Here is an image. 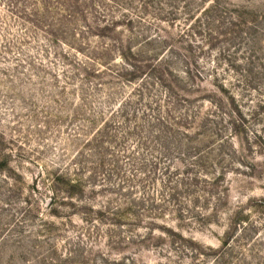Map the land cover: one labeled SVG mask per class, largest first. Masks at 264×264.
Listing matches in <instances>:
<instances>
[{
    "label": "rangeland",
    "instance_id": "1",
    "mask_svg": "<svg viewBox=\"0 0 264 264\" xmlns=\"http://www.w3.org/2000/svg\"><path fill=\"white\" fill-rule=\"evenodd\" d=\"M0 264H264V0H0Z\"/></svg>",
    "mask_w": 264,
    "mask_h": 264
},
{
    "label": "trees",
    "instance_id": "2",
    "mask_svg": "<svg viewBox=\"0 0 264 264\" xmlns=\"http://www.w3.org/2000/svg\"><path fill=\"white\" fill-rule=\"evenodd\" d=\"M57 180H58V182H56V181H54V182L56 183V185H57V183H59V181H60V183H62V185L66 189V190L62 191V193L64 195H66L68 197V199L78 198L79 194L82 193V191L85 188L84 184H83L84 183L83 180L77 176H69V175L61 176V175H59V178ZM128 208L129 209H125V208L118 209L117 212H115L114 217H117L119 220L129 219L131 217L130 214H128V216L126 214L128 211L132 212V209L130 207H128Z\"/></svg>",
    "mask_w": 264,
    "mask_h": 264
}]
</instances>
